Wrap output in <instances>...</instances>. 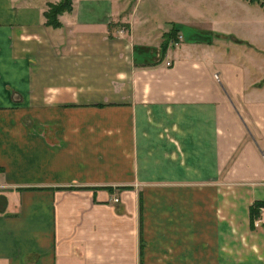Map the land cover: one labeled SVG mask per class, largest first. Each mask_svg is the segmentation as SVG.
Listing matches in <instances>:
<instances>
[{
	"label": "crops",
	"instance_id": "obj_1",
	"mask_svg": "<svg viewBox=\"0 0 264 264\" xmlns=\"http://www.w3.org/2000/svg\"><path fill=\"white\" fill-rule=\"evenodd\" d=\"M51 3L0 0V264H264V4Z\"/></svg>",
	"mask_w": 264,
	"mask_h": 264
},
{
	"label": "trees",
	"instance_id": "obj_2",
	"mask_svg": "<svg viewBox=\"0 0 264 264\" xmlns=\"http://www.w3.org/2000/svg\"><path fill=\"white\" fill-rule=\"evenodd\" d=\"M252 1H258L262 4H264V0H252ZM71 5H72V0H60L56 4H49L48 10L44 14L45 18H46V24L53 26V27H59L60 22L58 20V16L65 11H70ZM164 39L166 42H168L170 40L176 41V38L175 37L173 38L172 32L165 35ZM165 45H166V43H165ZM261 207H264V202L256 201L249 208L250 223H251L252 227H253L254 220L260 216L259 209Z\"/></svg>",
	"mask_w": 264,
	"mask_h": 264
},
{
	"label": "rangeland",
	"instance_id": "obj_3",
	"mask_svg": "<svg viewBox=\"0 0 264 264\" xmlns=\"http://www.w3.org/2000/svg\"><path fill=\"white\" fill-rule=\"evenodd\" d=\"M54 1H55L56 3H58L60 0H57V1H56V0H54ZM56 3H55V4H56ZM51 4H53V3H51Z\"/></svg>",
	"mask_w": 264,
	"mask_h": 264
},
{
	"label": "built area",
	"instance_id": "obj_4",
	"mask_svg": "<svg viewBox=\"0 0 264 264\" xmlns=\"http://www.w3.org/2000/svg\"><path fill=\"white\" fill-rule=\"evenodd\" d=\"M167 64H168V63H167ZM168 65H169V64H168ZM262 156H263V159H264V153H263V155H262Z\"/></svg>",
	"mask_w": 264,
	"mask_h": 264
}]
</instances>
